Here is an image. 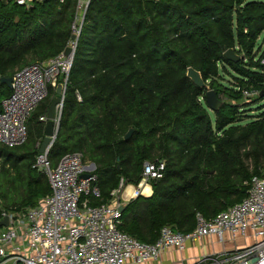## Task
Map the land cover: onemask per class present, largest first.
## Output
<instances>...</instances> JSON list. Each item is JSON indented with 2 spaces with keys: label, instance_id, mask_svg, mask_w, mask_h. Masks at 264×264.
<instances>
[{
  "label": "trees",
  "instance_id": "16d2710c",
  "mask_svg": "<svg viewBox=\"0 0 264 264\" xmlns=\"http://www.w3.org/2000/svg\"><path fill=\"white\" fill-rule=\"evenodd\" d=\"M78 2L26 7L0 0V111L12 92L1 77L63 52ZM263 32L264 0H90L49 151L52 163L83 152L96 165L101 197L91 196V203L99 205L112 200L122 179L138 186L147 161L164 162L162 176L148 179L153 193L127 201L121 216L120 229L148 243L166 225L188 233L198 213L209 219L240 202L252 177L264 178V105L248 113L264 99ZM229 48L238 61L224 55ZM189 66L218 92L217 111L206 104V88L187 75ZM225 75L235 83L225 84ZM245 90L258 93L247 97ZM55 95L50 88L30 114L24 144L0 143V185L17 197L0 206V214L34 207L51 191L33 165L45 133L40 117Z\"/></svg>",
  "mask_w": 264,
  "mask_h": 264
},
{
  "label": "built area",
  "instance_id": "2783aa9c",
  "mask_svg": "<svg viewBox=\"0 0 264 264\" xmlns=\"http://www.w3.org/2000/svg\"><path fill=\"white\" fill-rule=\"evenodd\" d=\"M30 7L45 0H14ZM90 0H79L74 33L81 24ZM78 23V24H77ZM78 39H71L73 51L61 52L46 61L36 62L13 75L12 92L2 100L0 111V143L9 147L24 144L28 139L30 114L50 94V88L63 78L64 93L57 106L55 128H60L66 83L72 67ZM257 91L245 90L247 97ZM48 121L47 114L40 117ZM56 138V137H55ZM54 138V140H55ZM54 140L39 152L34 167L47 177L51 191L34 207L2 209L0 220L9 217L8 225L0 226V264H125L159 259L169 248L184 249L190 241L201 243L215 235L224 243L225 233L241 235L249 240L242 246L200 255L189 264H264V178L254 175L249 181L247 196L227 210L206 219L197 215L193 231L181 233L171 226L162 227L154 243L139 240L120 229L124 205L119 193L125 186L122 179L112 191L109 203L93 205L92 197H101L95 163L85 159L81 151L64 154L54 165L49 157ZM164 162L147 161L143 181L162 176ZM87 177H83V174ZM186 264V263H182Z\"/></svg>",
  "mask_w": 264,
  "mask_h": 264
},
{
  "label": "water",
  "instance_id": "95a60500",
  "mask_svg": "<svg viewBox=\"0 0 264 264\" xmlns=\"http://www.w3.org/2000/svg\"><path fill=\"white\" fill-rule=\"evenodd\" d=\"M78 38H79L78 34L74 33L72 35V39H78ZM72 51H73L72 46L68 45L64 49L63 52L65 55H69ZM224 55L227 58L235 60V61H238L241 58V56L238 55L233 48L227 49L224 52ZM187 75L198 86L206 88V93H205L206 104L209 107V109H211L212 111H217L221 107L223 101L218 96V92L215 89L211 88L210 85L204 80L202 76V72L194 68L193 66H189L187 69ZM1 82H5L12 89L13 76H8V77L3 76L1 77ZM63 89H64L63 83H59L56 87V95L52 99L48 112H47L48 121L46 122V125H45V133H44V137H43V140L39 148V152H44L47 146L54 140V138L58 134L59 128L58 129L55 128V117L58 111L57 106L58 104L61 103V97H62V94L64 93ZM132 133H133V128L128 131L125 138L130 137ZM82 176L87 177L88 175L85 173ZM138 191L139 190H137V192ZM0 203H1V200H0ZM120 210L121 211L124 210V205L120 206ZM8 223H9V217L7 216L4 217V219L0 220V226L8 225Z\"/></svg>",
  "mask_w": 264,
  "mask_h": 264
},
{
  "label": "crops",
  "instance_id": "0c3cea01",
  "mask_svg": "<svg viewBox=\"0 0 264 264\" xmlns=\"http://www.w3.org/2000/svg\"><path fill=\"white\" fill-rule=\"evenodd\" d=\"M137 190H139L137 192ZM153 193L152 185L148 181H141V183L137 186L134 184H125L122 191L119 193V200L123 204L132 198L136 197L138 194H142L145 196H150ZM201 243L199 242H188L184 249L180 250L177 248H169L164 251L159 259H149L141 264H182V263H193L197 260V258L204 254L215 253L219 251H224L227 248L225 244L221 246L215 235L208 236ZM212 245V246H211ZM208 247L210 251L208 252ZM213 247L214 252L211 250ZM217 249V250H216ZM125 264H139L134 262H127Z\"/></svg>",
  "mask_w": 264,
  "mask_h": 264
},
{
  "label": "rangeland",
  "instance_id": "374dc122",
  "mask_svg": "<svg viewBox=\"0 0 264 264\" xmlns=\"http://www.w3.org/2000/svg\"><path fill=\"white\" fill-rule=\"evenodd\" d=\"M258 45L260 46V48H262V50L264 49V32L262 33V35L259 37L258 39ZM258 57L260 56V53L258 52ZM224 83L227 84V85H232L235 83V80H234V77L231 76V75H225L224 77ZM261 105H264V99L262 101H260L259 104L257 105H254L251 110H249L248 113H258V107L257 106H261ZM0 194H2V198H0L1 200V203H0V206L1 207H4L6 205L7 202H11V201H14L17 197H14L16 196L14 194V189L12 187H8L6 186L5 184H1L0 185ZM5 195H9V197H5ZM5 198V199H4ZM4 199V200H3ZM249 240H247L245 237L241 236V235H237L236 236V239L234 240V237L231 233L229 232H226L225 233V241L224 243L222 242H219L221 243L220 245L223 246V244H225L227 246V248L229 250L231 249H234L236 248V245L238 246H242L244 244H246ZM205 242V240L203 239V243ZM212 246V245H211ZM213 252V247L211 249ZM217 250V249H216ZM210 251L209 247H208V252ZM206 253V251L204 250V254Z\"/></svg>",
  "mask_w": 264,
  "mask_h": 264
}]
</instances>
